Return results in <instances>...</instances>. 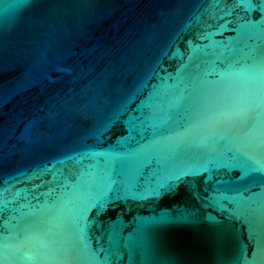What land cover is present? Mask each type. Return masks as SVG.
<instances>
[{"label":"water","instance_id":"water-1","mask_svg":"<svg viewBox=\"0 0 264 264\" xmlns=\"http://www.w3.org/2000/svg\"><path fill=\"white\" fill-rule=\"evenodd\" d=\"M261 17L0 0V260L264 264Z\"/></svg>","mask_w":264,"mask_h":264},{"label":"snow or ice","instance_id":"snow-or-ice-1","mask_svg":"<svg viewBox=\"0 0 264 264\" xmlns=\"http://www.w3.org/2000/svg\"><path fill=\"white\" fill-rule=\"evenodd\" d=\"M236 3L248 10L256 8L258 5L262 13L261 20L258 23L264 24V0H236ZM177 179H180V177H177Z\"/></svg>","mask_w":264,"mask_h":264},{"label":"clouds","instance_id":"clouds-1","mask_svg":"<svg viewBox=\"0 0 264 264\" xmlns=\"http://www.w3.org/2000/svg\"><path fill=\"white\" fill-rule=\"evenodd\" d=\"M0 264H5V261L4 260H0Z\"/></svg>","mask_w":264,"mask_h":264}]
</instances>
